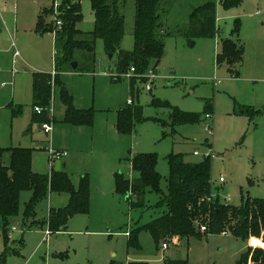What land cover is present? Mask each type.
<instances>
[{
  "label": "rangeland",
  "instance_id": "1",
  "mask_svg": "<svg viewBox=\"0 0 264 264\" xmlns=\"http://www.w3.org/2000/svg\"><path fill=\"white\" fill-rule=\"evenodd\" d=\"M0 1L5 3L4 9L0 6L1 16L5 23L11 24L10 32L2 20L0 26V148L32 149L31 169L37 174H48L51 170L46 147L65 151L64 161L68 163L65 172L74 188L79 187L84 177L89 185V212L72 217L65 231H49V235L45 231L50 209L65 207L68 195L48 193L35 205L33 215L26 217L32 193L22 192L18 214L10 221L6 238L0 228L2 264H166L175 260L187 264H238L245 246L230 233L221 234L224 230L211 234L209 218L203 224L207 232L201 231L204 236L181 238L168 244L165 250L162 244L166 241L157 245L145 230H140L137 240L132 242L126 232L129 234L162 214L155 207L160 196L148 192L141 204L134 206L135 197L129 194L130 200H126L117 191L115 176L120 174L123 181L137 177L128 160L137 154H156L160 188L166 193L167 156L196 163L209 152L214 195L228 200L232 206L240 205L242 196L264 199V76L252 73L255 67L264 65V54L258 52L261 46L254 41L264 38V0H238L230 9L224 8L225 0L165 1L161 12L164 54L157 67L145 73L153 71L156 75L150 91L145 88L146 80L138 81L140 84L133 90L130 78L113 81L119 77L117 55H106L100 40H96L93 54L77 51L70 61L77 63V69L64 66L59 75L62 85L52 84L49 108L53 121L49 134L37 130L31 121L34 112L31 73L26 71L33 70H27L26 65L37 66L45 73L54 72L53 45H49L44 67L33 57V38L39 37L35 20L39 11L47 8L43 19L48 26L51 20L59 18L64 3ZM73 1L80 4L82 15L76 29L92 32L95 22L90 1L68 0ZM209 2L215 6L216 33L212 38L189 42L185 37L189 15ZM133 6V0H126L121 10L124 36L120 49L126 53L132 52L134 46ZM258 10L261 14L255 16ZM56 31L45 34L48 43ZM228 38L243 45L245 56L238 70L252 80L232 79L230 75L235 71H227L226 65L217 66L215 57L221 41ZM65 97H70L71 108ZM152 100L167 103L185 114H197L199 122L178 124L172 131L151 120L168 123L170 115V111L152 106ZM128 101L132 102L130 106L141 107L147 120L137 123L131 133L122 134L115 125L119 110L126 108ZM206 101L212 106L211 119L204 117ZM10 103L13 107L21 106L19 117L12 118L6 108ZM242 106L253 108L252 117L240 114ZM207 125L211 126L210 135L204 131ZM194 151L199 155L194 156ZM3 161L10 165L8 152L4 153ZM219 178L224 183H219ZM208 232L210 235L205 236Z\"/></svg>",
  "mask_w": 264,
  "mask_h": 264
},
{
  "label": "trees",
  "instance_id": "2",
  "mask_svg": "<svg viewBox=\"0 0 264 264\" xmlns=\"http://www.w3.org/2000/svg\"><path fill=\"white\" fill-rule=\"evenodd\" d=\"M60 1L64 3L61 14L59 18L51 20L48 26L44 25L43 19L47 9L42 10L38 16L36 26L38 32L57 30L55 33L57 55L54 67L56 74L53 79L49 74H33L32 106L42 109L41 114L34 112L32 116L34 124H52L53 118L49 113L52 84L61 86L59 75L62 68L70 65L77 51L93 54L96 40L102 42L106 55L111 57L117 55L116 66L119 75L127 73L131 68H134L135 75H144L148 69L157 67L164 53L163 35L160 34L161 12L162 4L167 0H133L134 46L130 53L120 49L124 36V17L121 10L126 0H89L95 27L92 32L86 33L76 29V24L82 17L80 4L74 1L69 3L68 0ZM237 4L238 0L223 2L225 9H230ZM57 21L61 22L59 30L55 26ZM215 22L216 11L213 3L209 2L195 8L189 15L186 39L193 42L197 38H212L216 33ZM242 57V47L228 38L221 41L220 51L216 54L215 61L217 66L226 65L227 70L232 72L237 65H240ZM130 79L132 90L138 81L140 83L144 81L134 77ZM113 81L119 82L120 77H115ZM64 100L71 108L70 97H65ZM151 104L155 108L160 107L170 111L168 123L159 119L151 120L168 126L172 131L175 125L199 122L200 116L197 114H185L157 100H152ZM210 105L209 101L205 102V114L210 113ZM21 112V106L11 107L12 118L19 117ZM246 113L250 117L254 114L250 110ZM145 120L147 119L143 117L141 107L128 105L119 110L115 128L122 134H128L137 123ZM5 152L10 154L9 166H6L3 161ZM32 154V149L0 148V228L5 238L9 232L11 219L18 214L19 197L24 191L32 193L26 206V217L33 215L35 205L46 198L48 193L68 195V203L65 207L57 210L50 209L47 226L51 232L65 231L72 217L89 212L87 178H82L79 187L74 188L68 174L64 171L37 174L31 169ZM128 161L131 171L136 173L137 177L123 181L120 174L116 175L117 191L125 197L128 196V200H130L129 194L135 197L134 206H139L148 192L155 193L160 196L155 207L162 210L159 217L129 233L132 242L137 240L140 230L147 231L157 245L164 241L168 244L177 243L185 237L201 238L204 235L198 225L205 224L209 218L211 234H218L224 230L241 240L246 246L238 264H264V248L250 245L251 238L258 239L264 244V199L242 196L238 206L223 204L218 200L209 204L206 201L211 193L209 157H203L196 163H184L178 156H167L169 175L166 180V193L160 188L161 176L156 170L158 164L156 154H137ZM3 261V257H0V264ZM166 264H187V261H167Z\"/></svg>",
  "mask_w": 264,
  "mask_h": 264
},
{
  "label": "crops",
  "instance_id": "3",
  "mask_svg": "<svg viewBox=\"0 0 264 264\" xmlns=\"http://www.w3.org/2000/svg\"><path fill=\"white\" fill-rule=\"evenodd\" d=\"M0 6H1V8L2 9H4V7H5V3H1V1H0ZM1 8H0V10H1ZM45 8V7H44ZM47 9V8H46ZM3 12V14L5 13L4 11H2ZM42 12V9L39 11V13L37 14V20H35V22H36V26H37V21H38V16L40 15V13ZM256 13V12H255ZM255 16H260V15H256V14H254ZM1 20L4 22V27L5 28H7V30L10 32V23H8V22H6L5 23V19H3V17L1 16V13H0V26H2V24H1ZM36 26H35V29H36ZM29 28V27H28ZM30 30V29H29ZM17 32V30H15V33ZM38 32V31H37ZM39 33V37L36 39V38H33V43H34V47H33V49H32V54H33V57H34V59H36L37 60V63L39 64V65H41V66H43L44 67V63L45 62H48V53H50V51H49V45L51 46V45H53L54 47H55V52H56V37H55V32H54V38H52L51 37V41H49V43H48V41L47 40H45V37H46V35L45 34H47V33H49V32H47L46 30H44V31H41V32H38ZM160 34L161 35H164V31L163 30H161V32H160ZM255 42H257V44L258 45H260L261 46V48L259 49V53H262V54H264V48H263V45H264V38H259L258 40H254ZM164 45H165V42H164ZM52 47V46H51ZM242 47V49H243V45L241 46ZM15 54V53H14ZM164 54V53H163ZM55 55V60H56V55H57V52H56V54H54ZM243 55H244V50H243ZM245 56V55H244ZM244 56L242 57V62L240 63V65H237L234 69H233V71L232 72H234L235 71V73H231V78L232 79H237V78H240V79H246V80H252V79H249V78H247V77H245V74H243V73H239V70L238 69H240L241 68V66H243V60H244ZM17 57V56H16ZM163 57V56H162ZM24 61V60H23ZM73 63V62H72ZM71 63V64H72ZM71 64H70V67L72 68V66H71ZM26 65V64H25ZM26 66H28L27 67V70L28 69H30V70H33V72H30L29 70L28 71H26V72H28L29 74L31 73V94H32V82H33V74H35V73H41V74H49V75H52V74H56V72L54 71V72H51V73H48V72H43V71H40V70H38V68H37V66H34V65H26ZM78 66V65H77ZM54 67H55V63H54ZM26 69V68H25ZM76 69H77V67H76ZM75 69V70H76ZM226 69H227V67H226ZM72 70H74L73 68H72ZM228 71V70H227ZM237 71V72H236ZM252 73H259V74H262L263 76H264V65H260V66H257V67H255L254 69H253V72ZM54 78V77H53ZM262 81H264V80H262ZM138 84H140V83H137L136 85H138ZM127 105H128V102H127ZM16 106H20V105H16ZM11 107H13V105H12V103H10L6 108H9L10 109V111H11ZM210 113H212V106L210 105ZM241 110H240V114L241 115H243V114H245V115H248L247 113H246V111L247 110H250V112L251 111H253L254 112V110H253V108H251V106H242L241 108H240ZM210 113H208V114H210ZM33 114H34V112H33ZM33 116V115H32ZM31 121H32V118H31ZM37 125V130H41V124H36ZM38 125H40V128L38 127ZM208 147H209V145H207ZM206 146V147H207ZM47 148L48 147H46V150H47ZM44 150H45V148H44ZM56 151H61V150H56ZM65 152V151H64ZM64 159L65 158H63L61 161H59L60 163H61V168H60V171H66V168H67V165H68V163L67 162H65L64 161ZM57 163V162H56ZM56 163L53 165V167H50L51 168V170H50V172L48 173V174H50L52 171H54V168H55V165H56ZM129 166H130V163H129ZM130 168H131V166H130ZM131 180V179H130ZM220 183V182H219ZM224 183V182H223ZM217 195V194H216ZM218 196V195H217ZM12 230H11V232H13V231H15V226L14 225H12ZM126 235H127V232H126ZM128 236V235H127ZM244 245V244H243ZM245 246V245H244ZM246 247V246H245Z\"/></svg>",
  "mask_w": 264,
  "mask_h": 264
},
{
  "label": "built area",
  "instance_id": "4",
  "mask_svg": "<svg viewBox=\"0 0 264 264\" xmlns=\"http://www.w3.org/2000/svg\"><path fill=\"white\" fill-rule=\"evenodd\" d=\"M256 15H260L261 14V11L260 10H258V11H256V13H255ZM56 29H60V27H61V22L60 21H57L56 22ZM55 54H56V52H55ZM16 56H18V53L17 52H15V54H14V57H16ZM55 74H53V76H54ZM119 77L121 78V77H126V78H136V79H139V80H141V79H144V80H146L147 82H148V84H146V90L147 91H150L151 90V86H150V84L152 83V81H154L155 80V77H156V75H155V73L153 72V71H149L147 74H144V75H135V70H134V68H131L127 73H125V74H121V75H119ZM132 104V102L131 101H128V105H131ZM34 112H36L37 114H41L42 113V109L41 108H34ZM49 113H50V109H49ZM206 119H211V117H212V114H205V116H204ZM41 130L45 133V134H49L51 131H52V127H51V124H41ZM204 131L207 133V134H211L212 133V131H211V126L210 125H207V126H205L204 127ZM47 155H48V160H49V165H50V167H53V165L56 163V162H59V161H61L63 158H65L66 157V155H67V152H64V151H56V150H54V149H52L51 147H48L47 148ZM209 152L208 153H206L205 155H204V157H209ZM193 155L194 156H197V155H199V153L197 152V151H194L193 152ZM210 158V157H209ZM219 182L220 183H223L224 182V180H223V178H219ZM210 183H211V179H210ZM211 186H212V183H211ZM221 201V203H223V204H229L228 203V200H220L219 199V197L217 196V195H214L212 192L210 193V195H209V197L206 199V201L209 203V204H211V203H214V202H216V201ZM198 224V223H197ZM199 229H200V231H202V232H207V226H203V224L202 225H200V223H199ZM45 234L46 235H49V230L47 229L46 231H45ZM207 235H205V236H209L210 235V233L208 232V233H206ZM221 234H223V235H226L227 234V232L226 231H224V232H222ZM127 235H129L128 233H127ZM250 245L251 246H253V247H263L264 248V244L260 241V240H258V239H255V238H251V240H250ZM168 248V243L167 242H165V243H163L162 244V249L163 250H165V249H167Z\"/></svg>",
  "mask_w": 264,
  "mask_h": 264
},
{
  "label": "water",
  "instance_id": "5",
  "mask_svg": "<svg viewBox=\"0 0 264 264\" xmlns=\"http://www.w3.org/2000/svg\"><path fill=\"white\" fill-rule=\"evenodd\" d=\"M109 57H111V56H109ZM71 66L75 70L76 67H77V63L76 62H73L71 64ZM38 127L40 128V125H38ZM60 168H61V163L60 162H57L56 165H55V168H54V172L60 171ZM126 200H128V196H126Z\"/></svg>",
  "mask_w": 264,
  "mask_h": 264
}]
</instances>
